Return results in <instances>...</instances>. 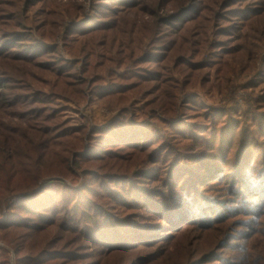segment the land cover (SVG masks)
Wrapping results in <instances>:
<instances>
[{
	"label": "rangeland",
	"instance_id": "1",
	"mask_svg": "<svg viewBox=\"0 0 264 264\" xmlns=\"http://www.w3.org/2000/svg\"><path fill=\"white\" fill-rule=\"evenodd\" d=\"M108 27L131 43L157 29L159 48L177 46L168 73L124 61L126 47L90 50ZM11 141L54 178L0 198V264H148L139 238L181 256L228 242L207 264L263 263L264 0H0V146Z\"/></svg>",
	"mask_w": 264,
	"mask_h": 264
},
{
	"label": "trees",
	"instance_id": "2",
	"mask_svg": "<svg viewBox=\"0 0 264 264\" xmlns=\"http://www.w3.org/2000/svg\"><path fill=\"white\" fill-rule=\"evenodd\" d=\"M112 28L113 27H108V29H105L103 31L101 38L92 37L88 43L89 49L93 50L94 48H97V47L102 48V47H110V46H114L115 48L120 47V46H122V48L126 47L129 51L127 52V56L125 57L124 61L132 62L134 64L133 65L134 67L136 66L141 67L142 63L154 60L157 68L164 70L165 72L168 73V68H169L168 65L167 64L160 65V64H163V62L166 59H171L172 57L176 56L177 46L176 45L171 46L169 43H165L164 45H166V48H162V49L159 48L156 44H157V41H160L159 38L161 36L158 35L157 29L151 30L148 32V31H144L143 29H140L139 27L136 33L137 35L136 41L134 43H131L126 40V37L132 34V31L127 30V29L117 30L116 28L114 29L115 30L114 35L116 37V41L111 42L107 36H108V32H110ZM126 28H130L129 25H127ZM144 40L149 41V47L144 46L145 45ZM103 41L105 42L101 43ZM151 49L152 50H162L163 53L160 54L162 57V60L153 59L155 58L154 56L152 58H146L147 53ZM192 50L194 53L195 48H192ZM139 52H142L144 54V55L142 54L143 57H141L142 61H138V59L141 56V55L140 56L138 55ZM197 53H200V51H198ZM99 54H100L99 52L95 53V57H98ZM186 57L187 55H180L178 60H181L180 62H184L185 60L183 58H186ZM126 64H129V63H126ZM194 64L195 63L190 61V64H189L190 66L188 67V70L191 72V74L192 72H199L200 70L204 69L201 67L195 68ZM94 66L98 67V62H95ZM146 74L144 75L142 74L140 81L137 84L133 85L130 88V90H134V89L142 87L141 91H143L144 88L147 86V81H150L149 78H153L155 76L153 72L150 73L149 76ZM158 75H156L155 77H158ZM164 78H165V75L160 74L159 78L152 79V81H157L159 83L162 80H164ZM60 86L65 91L71 92L72 94L84 93L81 87L82 86L81 83H77L73 85L74 87L72 89H70L68 87V84L64 82H61ZM97 88L98 86L96 87V89ZM125 88H126L125 86L124 87L122 86V87H119L113 90L119 89L118 92H122ZM99 90L100 88L97 89L99 93H97L96 96L105 94L104 96L105 98L117 93L116 91L110 92L111 90H108V91L104 90L101 92ZM122 144L124 145L125 143H122ZM51 148H52V145H49V147H47L46 149H51ZM104 155L106 154L104 153ZM107 157L114 159V160H117V159L120 160L119 166L123 169L124 168L128 169L130 172H133V173L144 172L143 166L141 163H138L136 165L133 164L135 159L129 158L125 161L124 160L122 161V158L117 155L107 156ZM0 158L2 159V163L0 164V198L1 197L3 198V196L6 195L7 190L13 191V184L17 183L22 178H26L27 180L32 181V186L30 187V189L32 188L36 189L39 186L41 188H44L45 184H43L42 181L54 178V177H48V175L45 173L42 167H40L39 165L35 163V159L33 156L28 157V162H27V157L17 152L15 141H11L6 144H2L0 146ZM19 158H20V161H19ZM23 158H24V162L22 161ZM139 158H142V157H139ZM116 164L117 163L115 161L110 166L116 165ZM23 166L26 169V171L23 168ZM74 199H76L77 201L79 197H75ZM162 214H166L165 216L167 217V223H162V225L169 226L177 222V219L173 217L170 213H162ZM113 235L117 238L116 239L117 242H120L121 244H124V242H126L124 239L118 238L117 233L113 232ZM139 239L141 240V245H146V246H143V248L146 249V255H150L151 261H149L148 264H207L208 262L217 260V258L220 256V252H222L229 244L228 242H224L222 245H219V242H217L215 244L211 243L209 244L208 247L203 248L200 246L199 242L195 243L191 241L189 243L186 253H184V256H181L180 253L167 255L165 252V249H163L161 245H158L157 243H152L153 242L152 240L151 242H148L147 238H139ZM193 246L195 247L194 251H192ZM216 247H219V248L217 249ZM119 248L120 247L118 246L111 248L110 254L113 253L120 257H124L126 254V250L119 249ZM132 262L133 264L140 263L137 260H133ZM217 264H221V262L219 261ZM261 264H264V262Z\"/></svg>",
	"mask_w": 264,
	"mask_h": 264
}]
</instances>
